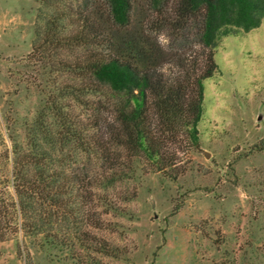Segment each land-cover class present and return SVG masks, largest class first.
Instances as JSON below:
<instances>
[{
	"label": "trees",
	"instance_id": "1",
	"mask_svg": "<svg viewBox=\"0 0 264 264\" xmlns=\"http://www.w3.org/2000/svg\"><path fill=\"white\" fill-rule=\"evenodd\" d=\"M36 1L38 40L28 58L49 69L53 90L25 141L12 139L16 201L14 215L0 207V241L19 217L27 235L55 219L64 235L48 233L47 243L118 258L121 250L90 230L106 222L86 208L96 199L124 213L120 204L137 197L139 163L164 173L175 164L169 142L185 136L198 146L217 50L224 38L262 25L264 0H145L147 23L134 17L137 0ZM165 29L183 43L193 34L206 50L202 61L177 57L172 79L153 36Z\"/></svg>",
	"mask_w": 264,
	"mask_h": 264
},
{
	"label": "rangeland",
	"instance_id": "2",
	"mask_svg": "<svg viewBox=\"0 0 264 264\" xmlns=\"http://www.w3.org/2000/svg\"><path fill=\"white\" fill-rule=\"evenodd\" d=\"M39 7L36 0H0V207L12 215V139L25 141L26 125L53 90L49 69L28 58L38 40ZM135 10L136 20L147 23L145 0ZM153 36L166 78L180 72L177 57L202 61L206 52L193 34L185 43L168 29ZM215 61L198 146L185 136L169 142L175 164L164 173L139 163L132 181L137 197L120 204L124 213L108 212L96 199L85 210L106 222L90 230L118 247V258L47 243L50 234L64 235L60 220L27 235L19 217L0 241V264H264V20L224 38Z\"/></svg>",
	"mask_w": 264,
	"mask_h": 264
}]
</instances>
